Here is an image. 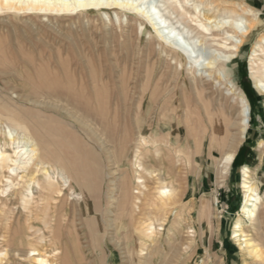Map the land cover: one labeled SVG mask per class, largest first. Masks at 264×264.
<instances>
[{
	"label": "bare ground",
	"instance_id": "6f19581e",
	"mask_svg": "<svg viewBox=\"0 0 264 264\" xmlns=\"http://www.w3.org/2000/svg\"><path fill=\"white\" fill-rule=\"evenodd\" d=\"M223 3L152 0L144 6L141 0H0V14L55 16L99 12L109 20L110 15H114L120 21L119 13L130 12L141 21L140 27L145 22L150 25L162 45L174 54L175 79L182 75L185 60L188 78L182 88L187 91L190 88L200 102L207 90L206 83L215 79L216 74L222 77L229 84L227 95L237 106L236 115L227 114L222 107L225 113L218 119L210 115L208 104L203 103L212 122L209 151L219 149L221 153L215 161L221 184L230 173L254 115L238 84L227 77L228 66L250 45L247 43L264 24L260 11L251 6L238 1L232 6ZM259 37L251 49L249 71L255 90L264 94V36ZM199 47L204 51L208 49L209 53L205 55ZM81 62L86 68L85 61ZM70 64L67 69L59 65L65 82L57 74L46 76L36 70V81L31 82L21 70L11 69L20 83L0 88V264H6L9 255L16 261L33 264H61L62 255L81 256L86 251L95 253L99 262L95 259L85 264H116L114 250L119 247L130 259L151 256L152 251L159 254L163 249L157 243L164 225L175 209L179 210L177 212L182 209L185 192L182 160L194 154L191 144L187 148L174 146L169 132L142 133L140 118L130 116L129 96L123 85L117 87L116 96L106 107L101 91L102 72L86 68L87 75L83 74L88 76L89 83H85L79 69L78 79H75L77 74H73V84ZM195 103H199L198 100ZM133 105L136 112L141 110V101ZM129 122L138 133L131 144L135 154L130 162L131 171H127L130 167L125 170L131 172L127 178L121 170L118 154L120 149L123 156L128 157ZM151 152L154 162L145 163L144 155ZM255 171L247 165L241 168L244 202L234 223L232 238L247 258L260 260L264 259V250L247 231L248 225L260 226L264 202ZM73 194L75 198H71ZM206 203L202 204V215L206 213ZM17 207L20 210L16 218ZM22 217L26 222L24 229L14 230V223L19 224ZM37 221H42L45 228L36 227ZM177 223L175 220L171 224L166 240L176 235ZM81 237L86 243H79ZM36 238L39 243L33 242ZM47 238L57 240L60 245L48 252L44 248ZM157 258L151 256L148 260L156 263Z\"/></svg>",
	"mask_w": 264,
	"mask_h": 264
},
{
	"label": "rangeland",
	"instance_id": "374dc122",
	"mask_svg": "<svg viewBox=\"0 0 264 264\" xmlns=\"http://www.w3.org/2000/svg\"><path fill=\"white\" fill-rule=\"evenodd\" d=\"M151 1L141 0L144 6H148ZM217 1L219 3L224 2L223 5L226 3L225 5L229 6L234 5L237 1L243 2L255 10L260 11L264 21V0ZM119 16L121 17L120 21L114 15H110L109 20L99 12L55 16L35 14L14 16L9 13L0 14V66H2L0 67V78H2L0 79V88L3 90L4 87L11 86L10 84L13 86V84L20 83L18 79L13 77V74L10 72L11 69L21 70L24 76L30 79L31 82L36 81L37 78L34 70L46 76L54 77L57 74L56 76L65 82L64 77H62V69L59 65L61 64L67 69L71 63L69 70L72 75L69 74L73 84V74H77L75 79H78L79 76L77 70L80 69V73L87 75L86 68L96 69L95 71L102 72L103 85L101 83V91L106 107L110 106V103H112L113 98L116 96L118 91L117 87L123 85L125 87V93L129 96L127 106L128 108L130 107V116L137 115L140 118L142 133L146 135H160L161 133L169 132L171 142L174 146L187 148L191 144L190 148L194 152L191 156L192 159H188L185 156L182 160V186L185 191L181 204L182 209L180 212L176 211L178 209L172 212L168 222L164 225V229L161 231V238L157 246H161L163 250L159 254L154 251H152L153 253L151 252V256L158 257L156 263H151L148 260L151 257L149 254L148 257L139 259L136 257L131 259L130 257L127 258L125 254H122L121 247H119L114 250L117 255L116 264H264V259L256 260L247 258L235 239L232 238V229L236 219L240 216L241 207L244 202V192L241 187V168L246 164L255 165L257 163L259 153L257 149L261 143H263L261 148L264 150V94L255 90L249 71L251 49L253 44L260 38L259 36H264V24L254 34L251 41L247 43L250 45L234 58L228 66L229 74L227 77L238 84L254 111L252 130L247 135V138L251 137L253 140H250V144L247 145L245 155L237 163H233L230 173L219 184L215 161L220 157L221 153L219 149L213 150V153L209 151L212 122L207 117L203 103L205 105L208 104L206 107L211 112L210 115L218 119L225 113L222 107H225L227 114L235 116L237 106L232 104L233 102L227 95L229 84L216 74L215 79H211L206 83L207 92L205 91L203 93V98L200 102V99L195 96L190 88L188 91L182 88L183 83L188 78V64L185 60L182 75L180 78L175 79L173 70L174 63H172L174 54L169 47L162 45V41L156 36L150 25L145 22L144 26L140 27L141 21L130 12L119 13ZM199 51L204 52L205 55L209 53L208 49L204 51L202 47H199ZM82 59L83 62L85 61L86 68L84 63L81 62ZM4 60L8 63H5ZM53 65L54 67H52ZM82 66H84L86 71L82 69ZM84 74L82 76L85 83H89L88 76ZM182 91L183 93L185 92L184 95ZM197 100L199 103H195ZM136 101H141L142 103L139 112H136V108L133 105ZM200 103L203 105L202 107L199 105ZM195 107L197 110H194ZM127 125L130 127L127 126V129L129 128V154L128 157L123 156L120 149V154H118L122 162L120 164L122 171L127 170L128 167L130 168L127 171H131L130 162L135 154L131 144L133 145L138 133L137 128L132 123L130 124L129 122ZM188 125L190 126L191 132ZM131 128L133 129L131 130ZM219 128L221 127L219 126ZM199 144L201 148H198ZM165 150L167 153V149ZM153 154V152L146 154L148 157L144 155L145 158L143 157V161L145 163H153L155 160ZM187 161L189 163L192 161L190 163L192 165L188 164ZM127 171L125 172L128 176L125 175V172L124 176L128 178L131 172ZM71 198H75V194ZM203 202L208 203L205 206L206 213L202 215V211L200 210H202ZM262 205L260 226L257 225L258 228L256 227V229L254 228L255 226L251 227V225H248L247 231L260 242V247L264 250V202ZM15 210L14 216L17 218L20 208L17 207ZM23 219L22 217L19 224L14 223V230L18 228V231L21 232L24 229L22 227H25L26 222ZM175 220L178 221L176 225L177 233L173 238L166 240L170 226ZM43 226L42 221L36 222V227L43 229L45 228ZM85 241L81 237L79 243H86ZM33 242L39 243V240L36 238ZM44 243V248L46 250L48 249V252L52 251L57 245H60L57 240H51L50 238H47ZM182 243H184V246L181 245ZM161 244L164 245L162 246ZM151 247L149 249H152ZM64 256L62 255L60 258L61 264H85L91 262V260H97L96 254L89 251L81 255L83 258L80 254ZM121 258L124 260H121ZM141 259H143V262ZM98 260L97 262H99ZM15 261L11 255L5 259L6 264H33L29 261ZM80 261L81 263H79Z\"/></svg>",
	"mask_w": 264,
	"mask_h": 264
},
{
	"label": "crops",
	"instance_id": "0c3cea01",
	"mask_svg": "<svg viewBox=\"0 0 264 264\" xmlns=\"http://www.w3.org/2000/svg\"><path fill=\"white\" fill-rule=\"evenodd\" d=\"M253 119H254V115H253ZM253 119H252V124H251L250 130L247 133V135L252 130L251 128H252L253 123H254V120ZM247 135H246V138L244 140V144L242 146V151H241V154H240V158L239 159H241V157L243 155H245L247 145L250 144V140H253V139H251V137H248L247 138ZM261 147H262V145L260 144L259 145V148L257 149L259 151L258 156H257V158H258L257 163L255 165H248V164H246V165L249 166L250 168H252L254 171L256 170L255 171L256 172V183H257V185H258V187H259V189L262 192L263 197H264V150Z\"/></svg>",
	"mask_w": 264,
	"mask_h": 264
},
{
	"label": "trees",
	"instance_id": "16d2710c",
	"mask_svg": "<svg viewBox=\"0 0 264 264\" xmlns=\"http://www.w3.org/2000/svg\"><path fill=\"white\" fill-rule=\"evenodd\" d=\"M242 148L240 149L239 153L237 154L234 164L238 162L239 158H240V154H241Z\"/></svg>",
	"mask_w": 264,
	"mask_h": 264
}]
</instances>
